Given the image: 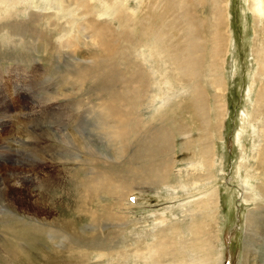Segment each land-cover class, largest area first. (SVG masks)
I'll return each mask as SVG.
<instances>
[{
	"label": "rangeland",
	"instance_id": "rangeland-1",
	"mask_svg": "<svg viewBox=\"0 0 264 264\" xmlns=\"http://www.w3.org/2000/svg\"><path fill=\"white\" fill-rule=\"evenodd\" d=\"M85 1L89 0H71L70 6H65L74 7L75 4L76 7L63 10L65 12L61 16H66L72 11L75 25L84 22L80 18L77 20L73 15L80 13L85 14L89 21H95L96 25L101 23L107 26L105 36L110 38L112 43L106 46L108 53L105 51L104 56L107 58L102 60L101 74L98 73L100 77L103 74V78L99 79L98 76L96 81L100 84L113 76L118 81L123 77L128 79V91L138 93V99H128L129 157L136 146V140L142 138L146 142L149 132H152L151 128H158L162 123V126L170 129L174 137L177 160L168 175L164 177L162 173V177L168 179L161 185L159 183L151 188L145 184V187L136 188L128 195V202H131L133 208L121 222L124 229H114L113 223H99L101 229L98 236L103 241L99 246L103 251L87 240H79L72 244V249L65 248L61 253H48L44 246H41L40 251L46 250L49 256V259H44L36 250L31 253L25 243L21 251V263L264 264V171L258 170L256 162L260 155L264 157V102H258L259 92L264 89V74L260 71L264 66V0H126L128 8L123 7L124 0L89 1L93 7ZM258 1L259 4L263 2L260 7L263 12H259ZM42 3V0H0V88L3 96L8 94L12 97L10 107L6 108L3 105L5 100L0 95V120L4 121H0V152L14 153L11 160H1L3 164L0 166V188L5 183L10 187V195L16 197L14 202L18 210L17 216L24 213L19 212V205H24L30 211V203L35 194L33 186L20 190L22 182L25 181L13 178L18 170H29L23 166V161L28 160L26 154L30 146L27 148V145L23 144L25 138L20 134L25 131V135L33 131L34 136L38 138L34 141L37 146H32L35 150L49 149V146L52 148L53 145L62 147L59 151L67 152L66 148L70 150L67 144L58 142L53 135H73L76 130L74 123L67 118L77 117L78 113L82 114L84 106L87 107L88 98L84 93L88 95V87L91 84L90 81H84L82 86L75 83L70 85L72 81L63 79L66 75L73 76L72 71L76 68L73 58L84 62L89 49L93 50L90 40L78 42L74 37L77 32L67 28L69 42L73 44L65 49L66 57H61L58 49L54 50L48 43L47 47L40 48L36 39L34 43L32 39L29 41L32 31L36 27L41 30L40 28L46 27L48 23L53 24V12L60 10V7H56L54 11L50 9L48 13L51 18L48 21L44 18L45 20L42 19L39 23L35 22L27 13L35 10L34 6L42 7ZM98 13L103 16L98 18ZM219 17L221 23L218 22ZM7 23L12 24L9 26ZM24 23L29 24L28 27L34 25L35 28L31 32L26 30L23 34L14 30L16 27L23 29ZM216 23H219V26ZM3 24H7L8 28L5 29ZM86 26L83 25L82 36L87 35L84 29L90 28ZM188 26L193 28L195 34L192 44L196 47L193 52L189 49L190 44L185 41ZM12 30L19 32L18 35ZM55 34L53 31L50 37H45L50 43H56ZM18 36L25 37L18 39ZM31 48L36 49L32 52ZM141 52L148 55L147 66L157 70L156 75L152 73V76L159 79L158 95L164 105L161 112H157V101L156 111L153 110L154 96L149 94L145 83L146 68L137 59V54ZM81 56L83 57L80 58ZM190 58L196 60H193L195 64ZM39 59H46L45 65L50 67L45 78H41V71L38 75L32 73L34 67L42 64ZM131 76H136L142 84L136 85L137 79L129 81ZM58 85H61L60 88L67 87V91L74 87L81 89V96L64 97L69 98L56 103H61L64 107L58 113L53 110L55 103H45L43 111L36 118L37 121L29 124L30 110L41 107L43 98L50 97L54 91L60 94L63 92L56 89ZM119 85L121 86V82H117L116 86ZM120 86L117 87L119 91L122 89ZM197 90L200 94L203 92V114L200 113L193 96ZM28 97L30 100H21ZM76 102H81L84 106L70 107L75 106ZM91 103L98 105L101 102L97 97H93ZM221 105L225 109L223 115ZM93 116L92 119L96 118ZM46 132H50L48 140L42 137ZM112 148L110 147V151ZM110 151L105 155L111 154ZM81 152L78 150L77 154H82ZM209 152L215 154V162L214 167L208 171L205 160L209 158ZM49 154H42L46 160L43 162L46 171L55 172L64 167L62 170L68 173L77 167V162L71 161L72 159L64 161V165L58 164L55 160H50ZM246 179L252 187L257 185L253 199L245 197L242 182ZM167 181L170 183L167 184ZM168 185L176 189H171ZM20 196L23 197L20 199ZM1 210L3 211L0 209V212ZM56 214L57 212L53 211L49 218H56ZM248 214L252 215L249 219L256 220L255 225L252 226V221L246 220ZM9 217L10 214L6 218L11 220ZM88 220L85 216L77 218L76 227L83 228L85 236L89 235ZM246 221L250 224L249 227L246 226ZM0 233L3 234L1 230Z\"/></svg>",
	"mask_w": 264,
	"mask_h": 264
},
{
	"label": "bare ground",
	"instance_id": "bare-ground-1",
	"mask_svg": "<svg viewBox=\"0 0 264 264\" xmlns=\"http://www.w3.org/2000/svg\"><path fill=\"white\" fill-rule=\"evenodd\" d=\"M42 1H43L42 7L41 6H39V7L34 6L33 8H35V10L29 12V14L27 13V15L30 17V19H32V20L35 19V22H38V23L40 20H42L44 18L47 19V21H48L51 18L48 11L50 9H52L54 11L56 9V7H60V10H58L57 12L52 11L55 15V22H53V24H50V23L47 24L46 23L47 26L41 27L40 28L41 30H39L38 27L35 28L34 25L28 27L29 24L27 25L25 23L22 25L23 29H21L20 27H16L14 30L20 31L21 34H23L24 31L29 30V32H31L32 29L35 28L34 31H32V36H29L30 37L29 41H31V39H32V43L36 42V40L39 41V47L40 48H42V46H43V48L47 47V43H48V45H50L51 47L52 46L54 47V50L58 49L61 57L65 56L64 53H67V51L65 49L68 46H70L71 44H73V43L70 44V42H69L70 36L66 32L67 28H72L77 32V34H74V37L76 39H78V42L81 41L83 43L84 40H86V41L90 40L89 42L93 45V50L89 49L90 52H88L87 55L84 57V59H86V60L83 62L81 60L80 61L74 60L75 58H73L74 67H76L72 71L73 76L66 75V77H64V78L62 77V78L65 81H72V83L70 85L75 83L79 86H82L83 83H85L84 81H90L91 84L88 87V89H89L88 95L86 94V92L84 93L88 98V102L86 104L87 107L84 106V104L81 102H76L75 106H72V105L70 106L73 108H80V107L84 106V108H83L84 110H83L82 114L78 113L79 117L77 116L74 118L73 117L67 118V119H69V121L74 123L73 127L76 130L74 131L73 135H71L69 133H64L63 135H59V134L53 135L54 138H56L58 140V142H64V144H67L70 147V150H73V152H71L70 150H67V148L65 150L67 152H63L64 150L59 151L62 147L54 146V145H53V147L51 146L52 148H50V146H49V149L40 148L38 150H35L34 147L37 146V144L34 141L37 140L38 138H36V136H34L33 131H30V133H29L28 132L29 130H28L27 132L29 134L24 135L25 131L20 134L21 136H23L25 138V140L23 141V144L27 145V148H28V146H30V148L26 154L28 160L25 159L26 161H23V166L28 168L29 170H27V169L21 170L20 169L17 171V173L15 172V174H14L15 176L13 178L22 179L23 181H25V182H22V184H21L22 186H21L20 190L21 189L23 190L24 188L33 186L35 188V194H34V200L32 201V203H30L31 204L30 205L31 206L30 211H28L27 208L24 207V205H19V206H21L20 207L21 211H19V212L25 213V215H24V213L22 214V216H23L22 217V216L16 215V212L18 211L17 208L15 207V202H14L16 197L10 195V193H11V192H9L10 187L9 186L7 187V185H5L6 184L5 183V184H3L4 186L2 185L3 187L0 188V209H3V211L1 210V212H0V215H3L2 217H0V230L3 232V234L0 233V255H1L0 256L1 257L0 258V264H22L21 262L23 261V257L21 255V251L24 248L25 243L27 244L26 248H29L30 252L33 250H36L42 255V257L44 259H47V258L49 259V256L46 253V250L48 253H52V252L61 253L65 250V248L72 249V244H74V242H77L79 240H83V241L87 240V242L94 245L96 248L100 247L99 245L102 244L103 241H101L99 239L100 234L98 233V231H100L99 229H101L99 227V223H101V221H104L106 223H113L115 226V228L113 227L114 229H119V228L124 229V228H122V227H124V225L121 224V222L124 221L126 215H128L130 213V210L133 208V205H131V202L130 203L128 202V195L132 191H134L136 188L145 187V184H147V186H149L151 188L158 186L159 183L161 185L163 181H166V179H168V178H164V177L166 175H168L167 174L168 171L171 170L172 166L175 165L176 160H177L176 159V152H175L176 146L174 144V137H173L172 133L170 132V129L167 126H162V123H161V125H159L158 128H153V129L151 128L150 131H152V132H149V135H148L147 139L145 140L146 142H144V140L142 138H138L136 140V146L133 150L131 149L132 152H131L130 157H129L128 136H130V135L128 134V99H138L137 98L138 93L135 91H128V79H124L123 77H121L119 81L114 76L111 77V79L110 78H107V80L104 79L105 83H103V81H101V83H103V84H101V83L99 84V82L96 81L98 79V76H99L98 73L101 74L100 66H102V64H103L102 60H105L107 58L104 56V54L106 53L105 51H107L106 46L109 44L111 45V43H112L111 39L108 38L107 36H105L104 31L107 28V26L102 25L101 23L96 25L95 21H89V19L86 18L85 14H80V13L79 14H76V13L73 14L72 13L74 16L77 17V20L79 18L84 20V22L82 21V23L75 25V22L73 20V16L71 15L72 11L71 12L69 11V13H67L66 16L62 17L61 15H63V13L65 12V11L63 12V10H68V8H71V10H72V8L76 7L74 3H73L74 7L65 6V5L71 4V0H69V1H67V0H42ZM89 1H93V0H89ZM89 1H85V2L87 3V5H90L91 7H93L92 2H89ZM254 1H256V0H254ZM122 3H123L122 4L123 7L128 8V6L126 5V0H124ZM115 4H116V2H115ZM258 4H259V1H258ZM261 5H263V2H261L258 5L259 12H263L260 8V7H262ZM111 7H114V6H111ZM121 11H122V9H121ZM123 11H125V10H123ZM101 12H102V10H101ZM128 12L133 15V13L131 11H128ZM123 14L125 15V13H123ZM98 15H99V13H98ZM185 15L187 16V12H185ZM102 16L103 15L101 14L98 16V18H101ZM8 17H11V16H8ZM220 17L218 18V22H220L219 21ZM0 20H1V18H0ZM8 20H9V18H8ZM20 21H22V20H20ZM6 22H7V20H6ZM100 22H102V21H100ZM104 22L108 24L107 21H104ZM62 23H65L66 25L63 26ZM7 24H3L5 29L8 28ZM10 24H12V23H10ZM10 24H8V25L10 26ZM14 24H15V26H17V24L15 22H14ZM84 24H86L87 26H90V28L84 29V30H86L87 35L82 36L81 33H82V29H83ZM217 24L219 26V23H216V25ZM186 29H187L186 31H188V32L186 33L185 41H187L190 44L189 49L191 50V52H193L192 50L194 49V47H196V46H194V43L192 44V42H194V40H195L194 39L195 34L192 30L193 28H190V26H188ZM217 29H218V27H217ZM2 30H4V29H2ZM14 30H12V31H14ZM15 31L13 32L14 34L19 33V32L15 33ZM53 31L56 33L55 34L56 35L55 36L56 37V43H50L48 41L49 39H46V37H45V36L48 37ZM195 31H197V30H195ZM183 32L184 31L182 30V34H183ZM215 32H216V30H215ZM219 36H220V34H219ZM219 36H218V39H219ZM221 36H222V34H221ZM23 37H25V36H18V39L19 38L23 39ZM199 40H200V38H199ZM221 40H222V38H221ZM215 42H217V41H215ZM219 42L221 43L220 40H219ZM35 49L31 48L30 51L33 52ZM49 51H51V50L49 49ZM97 51H99V52H97ZM107 53H108V51H107ZM190 54H192V53H190ZM219 55H221V54H219ZM147 56L148 55H143V53L141 52V53L137 54V59L140 61L141 65L144 68H146L147 74L145 75V77H146L145 83H147V88L149 89V94L151 96H154V98L152 100L154 102L153 110L156 111L157 105H155V104L157 101L158 102V106H157L158 111L157 112H159V111L161 112L164 105L162 103L161 98L158 95V91L160 90V86L158 83L159 79L153 78V76H152V73H154V75H156L155 73H157V70L151 69L147 66L148 60H149ZM189 56H191V55H189ZM71 57H74V56H71ZM82 57L83 56H81L80 58H82ZM32 58L34 59V57H32ZM46 59H41V60L39 59V61L42 64L37 65V67H34V69L32 70V73L34 75H38L39 72L41 71V72H43V74L41 75V78H45L46 73L50 69L49 66L45 65ZM50 60H51V58H50ZM190 60H191V58H190ZM193 60H195V59H193ZM193 60H191L192 63H194ZM171 64L174 65L173 62ZM184 65L186 66L187 64H184ZM195 66L193 67L194 70H196ZM106 68L109 69V66H107ZM193 68H192V70H193ZM107 69H105V71ZM260 71L262 74H264V66H262ZM102 76H103V74H102ZM101 77L99 76V79ZM59 79H61V78H59ZM135 79H137L136 76H131L129 78V81L135 80ZM144 81H145V79H144ZM117 82H121V86L120 85L119 86L122 89H120V91H119V89H117V87H119V86H116ZM139 82H141V80L137 79L136 85L139 86L142 84V82L141 83H139ZM60 86L61 85H58L56 87V89L63 90V92L61 94L54 91V94L51 95L50 97L47 95L48 97L43 98V101L40 102L41 107H38V109L30 110V112L28 114L29 124H33L35 121H37L36 118L43 111L45 103H55L54 109L53 108L52 109L55 111V113H58L60 110L64 109V107L61 106L63 104H61V103L56 104V103L65 101L69 98V97L68 98H64V97H67L70 95H72V97L73 96H79V97L81 96V95H79L81 92L80 91L81 89H79V90H78V88L75 89V87L73 86L74 88H72L71 91H67L66 90L67 87L60 88ZM13 90H15V88H13ZM13 90H12V92H13ZM201 90H202V87H201ZM5 93H6V91H5ZM201 93L203 94L202 91H201ZM84 94H83V96H84ZM202 94H200V92H198V90L194 91V93H193V96L195 98L196 103L198 104L199 111L201 114L204 113V110L202 107V105H203L202 104V100H203L202 98H204V97H202ZM0 95H2V99L5 100L3 102L4 107H6V108L10 107L9 105H10L11 100H12L11 95L6 94L5 96H3V91L1 90V88H0ZM72 97H70V98H72ZM93 97H97V100H99V102H101V103H99L98 105L92 104L91 101H92ZM20 98H21V95H20ZM87 98H85V99H87ZM21 100H30V98L29 97L26 99L22 98ZM72 101H73V99H72ZM258 102H260L261 104L264 102V89L260 90V92H259ZM64 104H66V103H64ZM220 108L222 109V115H223V111L225 109L222 105L220 106ZM129 111H130V109H129ZM92 112H94V114ZM61 113H64V112H61ZM93 115H95V116H93ZM91 116L96 117V118L92 119ZM136 117H137V115H136ZM163 120H162V122H165ZM0 121L4 122L3 119ZM66 121H68V120H66ZM1 122H0V125H2ZM130 126H131V124H130ZM25 127H26V125H25ZM38 127H39V124H38ZM218 127H220V125ZM35 129H36V127H35ZM25 130H26V128H25ZM42 131H43V128H42ZM49 133L50 132H46L42 137L48 140ZM142 135L143 134H141V137H142ZM131 139H133V138H131ZM212 142H213V139H211L210 143H212ZM23 144L21 143V146ZM32 146H34V147H32ZM110 147H113L111 149V151H110ZM208 148H209V146H208ZM208 148H206L207 151H208ZM214 149H213V152H214ZM78 150L80 152L82 151L81 152L82 154H77ZM109 151L111 152V154L105 155V154H108ZM46 152L50 153L48 155L50 160H55L58 164L64 165L65 164L64 161L72 159L71 161L77 162V167H75V170L73 172H68V173L66 171L62 170L64 167H62V168L60 167V169L55 171V172L46 171L43 167V162H45L46 160L42 157V154H44ZM13 157H14L13 151L12 152L8 151L7 153H2V151H1L0 152V166L3 164V163H1L2 162L1 160L3 158L5 159V162H6V161L11 160ZM214 162H215V154L212 155L209 152V158L207 157V160H205V166L207 167L208 171L210 168L214 167ZM256 162H257L258 170L264 171V169H262V167L264 165L263 155H260L258 161H256ZM162 173H164L163 174L164 177H162ZM36 174L39 176L34 177V175H36ZM170 174L171 173H169V176H170ZM189 175L190 174H188V176ZM9 177L7 179L8 182H10V178H11V177L10 178ZM12 180H14V179H12ZM166 183L168 184L170 182L167 181ZM242 183L244 184L243 188L245 189V197L247 199L252 198V197L255 198L254 192L257 189V188H255L257 185L252 187L249 184L248 179H246ZM168 186L170 188L172 187L170 185H168ZM168 186H166V187H168ZM171 189H176V188L172 187ZM262 190L264 192V182H263V189ZM21 197H23V196H20V199H21ZM23 203H25V202L23 201ZM104 203H106V204L104 205ZM22 206H23V208H22ZM30 206L28 207V209L30 208ZM257 209H259V208H257ZM263 209L264 208H262V210ZM53 211L57 212L56 218H49V216L52 214ZM81 213L84 215H82ZM8 214H10L11 220H8L6 218V216H8ZM40 216H45V217L42 218ZM83 216H85L89 219L88 220L89 221V224H88L89 225V227H88L89 235H86L87 237L85 236V231L83 228L77 229V227H76L77 218L83 217ZM250 216H252V215L248 214V216L246 217V220L252 221V226H253V225H255L256 220L255 219H249ZM246 226L247 227L250 226V224L247 223V221H246ZM98 234H99V236H98ZM106 235H107V233H106ZM107 237H108V235H107ZM110 238H112V237H110ZM33 242H34V244H33ZM78 245H80V244H78ZM81 245H84V244H81ZM41 246L42 247L44 246L43 248H45L46 250L40 251ZM61 247H63V248L58 250ZM78 247L79 246H77V249H79ZM108 248H107V250H108ZM84 249L86 250V246L84 247ZM100 249H101V247H100ZM101 250L103 251L104 249H101ZM79 252H81V251H78V253ZM94 252H96V251H94ZM31 253H33V252H31ZM41 264H43V263H41Z\"/></svg>",
	"mask_w": 264,
	"mask_h": 264
}]
</instances>
